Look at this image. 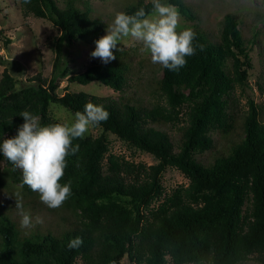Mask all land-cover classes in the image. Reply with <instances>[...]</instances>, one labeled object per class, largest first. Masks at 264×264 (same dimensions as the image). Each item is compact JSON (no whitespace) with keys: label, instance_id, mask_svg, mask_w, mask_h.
<instances>
[{"label":"trees","instance_id":"trees-1","mask_svg":"<svg viewBox=\"0 0 264 264\" xmlns=\"http://www.w3.org/2000/svg\"><path fill=\"white\" fill-rule=\"evenodd\" d=\"M63 1L61 6L59 0L27 4L20 0L24 14L49 20L61 34L51 78L37 74L17 86L14 76L4 70L0 144L18 134L24 123L20 113L25 110L38 115L42 126L60 123L50 114L51 103L76 113L92 102L103 105L110 116L98 125L100 135L73 140L79 151L66 158L60 181L71 183L72 195L57 208V218L25 229L16 200L9 207L0 205V264H120L125 258L130 264H264V122L254 100H248L240 142L210 162L196 156L215 147L214 132L226 136L236 128L230 106L252 68L242 29L246 15L226 13L218 40L193 29L196 54L186 57V66L179 71L163 68L158 81L161 100L144 105L69 91L67 86L58 93L68 72L61 65L64 45H96L105 31L87 1ZM131 1L122 12L131 15L141 7L153 11L152 1ZM166 3L194 17L183 0ZM2 32L0 38L7 45L11 38ZM262 33L264 28L257 29L253 39ZM128 74V64L116 56L107 64L94 61L67 80L85 85L98 81L123 91ZM179 124L180 144L175 149L163 127ZM109 133L149 152L157 162L147 165L112 152ZM0 162H5L0 169V197L4 190L20 194L16 198L29 208L35 223L43 211L38 208L39 194L23 184L22 170L2 152ZM169 167L180 170L188 185L167 191L162 176ZM77 236L84 243L70 250L67 245Z\"/></svg>","mask_w":264,"mask_h":264},{"label":"rangeland","instance_id":"rangeland-1","mask_svg":"<svg viewBox=\"0 0 264 264\" xmlns=\"http://www.w3.org/2000/svg\"><path fill=\"white\" fill-rule=\"evenodd\" d=\"M92 9L96 16L102 19L105 27L104 35L108 24H111L118 12L124 11L125 5L131 0H84ZM152 1V0H145ZM192 8L194 17H186L180 13V26L178 31L185 28L199 29L212 37V40L219 39V26L226 13H239L246 15L243 24L244 38L250 47L252 68L244 88H237L230 106V112L235 117L236 128L226 136L214 132L215 147L203 154L196 156L203 162L212 161L218 153L226 152L233 142H240L243 137V120L248 111V100H254L260 111L259 118L264 122V34L253 39L257 29L264 28V0H183ZM166 3V0H161ZM61 6L64 1L59 0ZM168 4V3H167ZM175 7V6H174ZM176 8V7H175ZM152 13V12H151ZM0 30L3 37L11 38V42L5 45V39L0 38V80L4 70L11 73L16 85L20 86L27 82L34 75L41 74L47 79L54 73L55 60L57 58V39L61 34L60 29L44 18L35 17L32 14H24L20 0H0ZM101 36V37H102ZM100 37V38H101ZM96 45H89L77 42L72 46L64 45L61 65L66 66L67 75L60 83L59 94L64 93V87L69 91L96 94L99 96H109L114 99L119 97L139 104L150 105L161 100L158 90V81L163 76V67L153 64L148 51H141L143 44L131 37L126 38L114 49L115 56H122L129 66L128 81L123 91L114 89L93 81L89 84L69 83L67 77L85 70L92 62L100 60L93 58L91 53ZM51 116L60 123H71L74 114L69 109L58 103H51ZM179 125L164 126L163 128L170 134L175 143V149L180 144L181 132ZM102 129L98 126H91L84 136H98ZM110 150L116 154L124 155L127 159L135 162H143L151 165L157 162L156 158L149 152L139 150L119 139L115 134L109 133ZM5 166V162H0V169ZM162 182L167 191L183 184L188 185L189 179L178 169L169 167L162 176ZM20 195V194H19ZM13 190H4L0 197V205L10 206L19 196ZM34 198H36L34 196ZM40 200V197H38ZM39 209L43 210L39 217L43 219V225L49 224L57 218V209L48 207L39 201ZM21 212V210H19ZM28 213L29 208L22 209ZM59 211V210H58ZM62 212V211H61ZM54 223V222H52ZM51 223V224H52ZM120 264H130L127 258Z\"/></svg>","mask_w":264,"mask_h":264},{"label":"clouds","instance_id":"clouds-1","mask_svg":"<svg viewBox=\"0 0 264 264\" xmlns=\"http://www.w3.org/2000/svg\"><path fill=\"white\" fill-rule=\"evenodd\" d=\"M25 4L30 0H23ZM152 13L141 7L134 14L118 12L106 35L95 41L93 58L107 64L116 59L114 49L126 38L131 37L143 44L141 51H148L153 64L171 71L186 66V57L196 54L194 40L196 32L191 28L178 31L180 13L176 8L161 0H152ZM24 123L15 137L4 139L0 144L3 157L22 170L23 184L39 194L40 200L50 209H57L72 195L71 183L61 184L65 174L67 157L79 151L73 140L82 139L91 126H98L109 119L110 113L103 105L88 102L84 110L74 114L73 122L42 126L40 117L25 110L20 113ZM16 199V208L21 210V228H33L42 224L39 216L33 218L22 211L21 199ZM82 237L71 239L67 247L78 249L83 245Z\"/></svg>","mask_w":264,"mask_h":264}]
</instances>
